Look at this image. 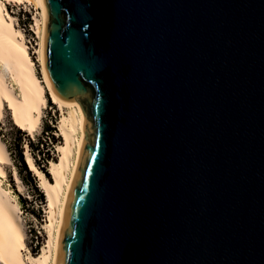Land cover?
Masks as SVG:
<instances>
[{
    "label": "water",
    "instance_id": "water-1",
    "mask_svg": "<svg viewBox=\"0 0 264 264\" xmlns=\"http://www.w3.org/2000/svg\"><path fill=\"white\" fill-rule=\"evenodd\" d=\"M82 111L55 264H264V0H42Z\"/></svg>",
    "mask_w": 264,
    "mask_h": 264
},
{
    "label": "bare ground",
    "instance_id": "bare-ground-1",
    "mask_svg": "<svg viewBox=\"0 0 264 264\" xmlns=\"http://www.w3.org/2000/svg\"><path fill=\"white\" fill-rule=\"evenodd\" d=\"M28 3L39 9L40 18H35L32 28L39 37L37 49L42 78L36 73L35 61L29 52L25 33L15 23V17L7 8L8 3ZM44 11L42 0H0V64L15 81L18 93L8 83L0 69V120L4 110L20 130L32 135L39 127L47 95L61 110L59 134L63 141L56 146L57 159L50 161L46 172L37 167L33 156L26 148L24 162L39 180V187L46 195L47 215L42 229L47 235L46 242L38 253H31L26 244L25 222L16 200L1 185L0 180V263L1 264H55L58 233L62 212L74 172L79 144L83 135L82 111L73 103L67 105L51 91L43 67L42 36ZM12 160L6 143L0 136V177L7 176L6 165ZM14 180L20 191L23 188L17 171Z\"/></svg>",
    "mask_w": 264,
    "mask_h": 264
},
{
    "label": "rangeland",
    "instance_id": "rangeland-1",
    "mask_svg": "<svg viewBox=\"0 0 264 264\" xmlns=\"http://www.w3.org/2000/svg\"><path fill=\"white\" fill-rule=\"evenodd\" d=\"M7 8L15 17L16 25L21 27L25 33V40L28 43L29 52L35 61L36 73L42 78L37 53V49L39 47V37L32 29L35 24V18H40L39 9L26 2L8 3ZM0 69L3 71L8 83L13 86L14 91L18 93L19 91L17 85L10 77L8 71L4 69L1 64ZM60 119L61 110H59L57 105L47 95V103L43 109L40 125L36 128L32 135L28 134L26 131L20 130L13 124L10 118V112L7 109L4 110V116L2 120H0V136L6 143L12 160V164L6 165L7 176L0 177L1 185L19 204L25 222L26 244L28 249L33 254L38 253L42 245L47 240V235L42 229V225L45 222L47 215V202L45 192L39 187V180L36 175L32 173V171L31 173L34 177V184L36 187L30 183L27 178L24 177V179H21V176L25 175V172L23 171L22 164L19 159V153L21 152L23 156L26 150L25 147H27L34 158L37 167L46 174V169L50 161L57 159L58 151H56V146L63 141L62 136L59 134ZM52 120H56L54 122L55 125H53ZM47 124L55 126V129L51 132L56 138L55 141H53L52 138L47 137L51 134L50 131H45ZM29 140L34 146L40 141H42L44 145L40 144L38 147H33L32 151V146L29 144ZM37 148L40 149L39 152ZM14 169L17 171L21 184L23 185V188L20 191L17 189L16 182L14 180ZM47 176L50 177V174L48 175L47 173ZM40 194L43 195L42 201L40 200Z\"/></svg>",
    "mask_w": 264,
    "mask_h": 264
},
{
    "label": "trees",
    "instance_id": "trees-1",
    "mask_svg": "<svg viewBox=\"0 0 264 264\" xmlns=\"http://www.w3.org/2000/svg\"><path fill=\"white\" fill-rule=\"evenodd\" d=\"M55 121H56V120H52L53 125H55V123H54ZM54 129H55V126H51L50 124H47L46 127H45V131H46V132H49V131H50V133H51ZM47 137L52 138L53 141L56 140V138H55V136H54L53 133H51L50 136H47ZM29 144L32 146V151H33V147H38L40 144L44 145V143H43L42 141H40L39 143L37 142V144L34 146V145L31 143L30 140H29ZM37 150H38V152L40 151L39 148H37ZM33 153H34V152H33ZM34 155H35V153H34ZM19 159H20V161H21L23 171L25 172V175L21 176V179H24V177H25V178H27V180H28L30 183H32V184L35 186V184H34V177L32 176L31 171L27 168V166H26V164H25V162H24V159H23V156H22V153H21V152L19 153ZM47 173H48V172H46V175H47ZM48 175H49V174H48ZM35 187H36V186H35ZM42 199H43V195L40 194V200L42 201Z\"/></svg>",
    "mask_w": 264,
    "mask_h": 264
}]
</instances>
